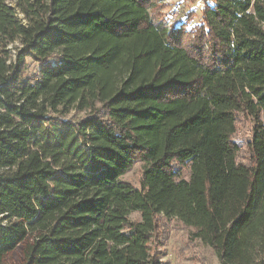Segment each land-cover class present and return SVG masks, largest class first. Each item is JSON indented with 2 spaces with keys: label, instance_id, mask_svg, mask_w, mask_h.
Instances as JSON below:
<instances>
[{
  "label": "trees",
  "instance_id": "obj_1",
  "mask_svg": "<svg viewBox=\"0 0 264 264\" xmlns=\"http://www.w3.org/2000/svg\"><path fill=\"white\" fill-rule=\"evenodd\" d=\"M164 1L0 0V259L31 238L25 264H163L165 216L264 264V0H199L173 30Z\"/></svg>",
  "mask_w": 264,
  "mask_h": 264
},
{
  "label": "rangeland",
  "instance_id": "obj_2",
  "mask_svg": "<svg viewBox=\"0 0 264 264\" xmlns=\"http://www.w3.org/2000/svg\"><path fill=\"white\" fill-rule=\"evenodd\" d=\"M202 6L199 0H165L158 4V18H164L169 26L175 28L181 23H187L189 28H194L202 23ZM22 18V16L20 15ZM157 18V19H158ZM264 29V25H263ZM19 43L9 47L16 48ZM38 65L28 61V71L26 76L31 78L39 71ZM83 113L72 112L71 117H81ZM237 128L233 137L235 143L240 148L237 156L238 162L244 165H251V153L248 143L252 138L254 122L250 117L238 116ZM134 168L122 177L134 187H139L142 175V165L134 164ZM183 177L188 179V171H184ZM140 218L138 213L131 216V220L136 221ZM159 228L152 247L161 255L163 264H221L216 253L209 246L203 244L200 239L194 237V229L186 227L181 221L175 218L159 216ZM32 242L27 238L21 246L9 252L8 255L0 259V264H25V249Z\"/></svg>",
  "mask_w": 264,
  "mask_h": 264
}]
</instances>
